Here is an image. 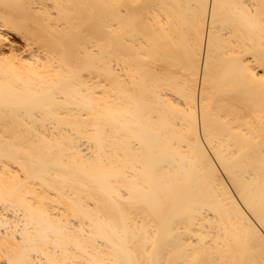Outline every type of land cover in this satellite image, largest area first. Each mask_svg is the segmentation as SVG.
<instances>
[{"label":"bare ground","instance_id":"6f19581e","mask_svg":"<svg viewBox=\"0 0 264 264\" xmlns=\"http://www.w3.org/2000/svg\"><path fill=\"white\" fill-rule=\"evenodd\" d=\"M0 264H264V0H0Z\"/></svg>","mask_w":264,"mask_h":264}]
</instances>
